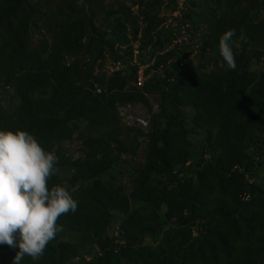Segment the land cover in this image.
Returning a JSON list of instances; mask_svg holds the SVG:
<instances>
[{"label": "trees", "instance_id": "trees-1", "mask_svg": "<svg viewBox=\"0 0 264 264\" xmlns=\"http://www.w3.org/2000/svg\"><path fill=\"white\" fill-rule=\"evenodd\" d=\"M6 91L0 130L54 152L49 186L78 201L21 264H264V0H0ZM18 250L0 245V264Z\"/></svg>", "mask_w": 264, "mask_h": 264}, {"label": "clouds", "instance_id": "clouds-1", "mask_svg": "<svg viewBox=\"0 0 264 264\" xmlns=\"http://www.w3.org/2000/svg\"><path fill=\"white\" fill-rule=\"evenodd\" d=\"M234 30L219 38L223 66L236 69ZM58 157L46 151L28 131L0 130V245L19 249L13 264L25 256L39 260L55 239L58 219L75 213L78 201L67 187L49 186L57 174Z\"/></svg>", "mask_w": 264, "mask_h": 264}, {"label": "rangeland", "instance_id": "rangeland-1", "mask_svg": "<svg viewBox=\"0 0 264 264\" xmlns=\"http://www.w3.org/2000/svg\"><path fill=\"white\" fill-rule=\"evenodd\" d=\"M180 2V1H179ZM163 14V12L161 13ZM176 15V13H172L171 17H167L166 23H171L174 24V21H171V18L174 17ZM184 40H186V37L184 38ZM195 54V52H191V55ZM107 71H110L112 68L109 64L105 65ZM145 81V77L142 76V83ZM11 92L10 91H6L3 92V96H1L0 99V106H6L8 103L12 102L15 103V99L11 97ZM150 104H151V109L152 111H155V103H156V99L153 97H148ZM127 112L129 113V115L132 118H139V116H147L148 114L146 113V110L140 106V105H133V106H129V108L126 109ZM140 119V118H139ZM127 122V120H124ZM142 137H139L137 139L138 145L135 151V158L133 159V165L137 166L141 163L142 161ZM78 147H79V141L76 138H73L72 141L70 142H65L64 144H62V151L65 154L66 157H70V158H74L76 156H78ZM62 176H65L64 174ZM67 176V175H66ZM63 184H66L65 182H63ZM111 232L108 231V235H110ZM113 234V233H112Z\"/></svg>", "mask_w": 264, "mask_h": 264}, {"label": "built area", "instance_id": "built-area-1", "mask_svg": "<svg viewBox=\"0 0 264 264\" xmlns=\"http://www.w3.org/2000/svg\"><path fill=\"white\" fill-rule=\"evenodd\" d=\"M142 68H139L138 71H137V75H136V79H135V82H134V85L135 87H140L141 84H142ZM127 108H129L128 105H126L125 107H120L118 109V114L123 117V119L125 120H135L137 121L142 127L145 126V121L139 119V118H132L129 113L127 112Z\"/></svg>", "mask_w": 264, "mask_h": 264}]
</instances>
